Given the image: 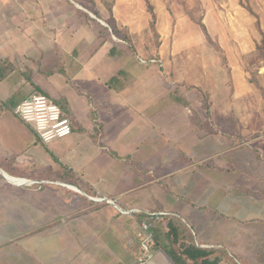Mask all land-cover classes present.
Listing matches in <instances>:
<instances>
[{"label":"crops","instance_id":"obj_1","mask_svg":"<svg viewBox=\"0 0 264 264\" xmlns=\"http://www.w3.org/2000/svg\"><path fill=\"white\" fill-rule=\"evenodd\" d=\"M191 1L195 5L202 1L207 10L214 8L218 1L231 4L233 13L240 10L237 17L243 15L240 19H245V16L253 15L247 7L252 9L255 0H247V4L241 3L242 0H189L193 5ZM259 1L264 4V0ZM148 2L153 7L157 36L150 30L151 47L147 52L149 60L157 58L160 63L141 60L145 68L135 79L138 72L126 65L128 57L123 54L135 48L136 39L141 38L142 12L144 7L148 10ZM83 3L86 6L74 0H0V201L8 203L16 217L23 213L31 216L34 210L43 218L60 219L45 224L39 232L47 231L46 234L57 236L44 248L43 245L40 247L42 251L51 249V264H109V261L111 264H136L140 219L147 213L175 215L189 227L197 248L215 251L211 260L218 258V264H264L252 254H248L243 262L229 250V253L225 251L223 244L206 241L204 233L181 214L193 217L191 207H158L160 195L155 188H161L164 180L173 178L186 165H177L167 173H161L160 165H149L147 161L142 165H112V160L117 158L126 164L142 150L143 143L131 141V138H145L157 132L158 125L151 123L159 120L161 112L166 111L178 119L176 103L187 102L185 98L177 97L176 90L186 86V78L181 79L183 74L197 77L195 71L198 69L191 65L190 54H194L191 50L194 48L189 43L193 38L188 32L174 37L176 25L179 26L184 18L178 19L176 14L169 16V13L161 14L159 18L157 10L164 9L163 1L83 0ZM148 14L151 26L152 15ZM165 24L168 26L163 29ZM113 27L119 31V36L115 35ZM105 28L109 29V34ZM203 30L200 27L198 35L202 49L207 34ZM123 32L127 40L122 38ZM162 32L171 34L178 43L165 45ZM233 32L239 34L236 30ZM262 34L264 40V27ZM213 38L221 44L220 51L231 58V47L226 40L218 33ZM229 40L236 41L237 37L232 35ZM234 53L237 100L246 105L244 98L255 84L248 75L249 65L242 60L251 52L242 48ZM140 80L145 81L144 86L153 84L158 88L161 82L165 83L168 93L162 99H171L170 103L166 102V110H160L158 89L157 97L141 104L137 113L146 121L148 132L137 131L142 124L130 122L133 130L117 141L113 135L115 130L136 113L127 104L129 92L124 93L123 88L120 91L117 87L127 82L132 86ZM98 81L104 83L107 91L98 101L88 105L91 112L88 118L87 111L77 112L82 108L78 93L92 89ZM37 93L47 95L62 106L72 123L73 132L69 137L43 144L32 127L15 116V108ZM206 107L207 118L213 126L209 117L212 102L206 103ZM189 204L196 208L193 201ZM166 222L165 219L159 221L162 241L159 240L156 247L154 242L153 258L148 264H176L162 249ZM106 234L111 237L107 238ZM186 236L181 237L179 247L191 245V236L189 233ZM100 249L112 252L102 256ZM90 251L95 252L91 254ZM13 264L32 263L14 260Z\"/></svg>","mask_w":264,"mask_h":264},{"label":"rangeland","instance_id":"obj_2","mask_svg":"<svg viewBox=\"0 0 264 264\" xmlns=\"http://www.w3.org/2000/svg\"><path fill=\"white\" fill-rule=\"evenodd\" d=\"M74 1L86 6L83 0ZM156 1L164 2V9L157 10L159 18L165 13H169V16L176 14L178 19L184 18L179 26L176 25L177 32L174 37L188 32L193 38L189 45L194 48L191 49L194 54L191 53L190 57L191 65L198 69L195 71L197 77L184 74L181 76V79L186 78V86L177 88L176 94L179 98H185L187 102L176 103V110L179 111L178 119L166 111L161 112L159 120L151 123L152 126L158 125L157 132L154 131L145 138H131V141L138 140L139 143H143L142 150L131 157L126 164L117 158L112 160V165H142L147 161L149 165H160L163 169L161 173L171 172L177 165H186L173 178L162 180L161 188H155L158 191L156 193L160 195L158 207L163 208V205L167 209L170 206L178 207V209L191 207L193 217L188 218L183 212L180 213L198 231L204 233L206 241L223 244L225 251L228 253L230 251L243 262L248 254L256 255V258L263 262L264 60H262V49L264 40L262 31L264 4L255 0L252 8L254 12L251 9L255 18L252 15L240 19L243 15L239 17L237 15H240L241 11L233 13L231 4L227 5L224 2L218 1L216 6L213 5L214 8L207 10L204 6L206 4L202 1L197 5L192 1L193 5L190 4L189 0ZM243 2L247 4V0H242L241 3ZM236 3L238 4V1ZM154 5L157 6L156 3ZM200 8H202L201 12L198 11ZM148 13L149 11L144 7L141 26L143 33L141 36L137 35L141 38L136 39L135 48L123 54V57H128L126 65L138 72L135 74V79L139 78L141 71L145 68L141 60L149 61L150 58L147 50L151 47L148 35L151 34L152 28ZM232 15L234 17H231ZM167 24L163 26V29L168 26ZM198 25L204 29L203 32L207 33L204 49L201 47L203 43L198 38L200 32ZM234 30L239 34L233 32ZM216 33L231 47V58L220 51L221 44L213 38ZM162 34L165 45L176 42L171 38V34L167 35L164 32ZM232 35L237 37L236 41L229 40ZM167 37L169 40L166 41ZM227 45L224 47L228 49ZM90 47H92L91 44ZM242 48L251 52L249 57L242 61L249 65L248 75L255 84V87L251 89L252 92L244 98L246 105L241 103V100H237L239 95L236 91L237 59L234 51ZM244 63L241 64L244 65ZM165 69L167 71V68ZM144 82L140 80L138 84L134 83L132 86L130 82L120 83L122 87H117L120 91L123 88L124 93L129 92L127 104L136 110L131 119L124 120L123 125L115 130V134L113 133L117 141H121L125 133L133 130L130 122L133 125L136 122L141 123L142 126L137 128V131L148 132L146 121L137 116V113L141 109V104H146L148 100L157 97L158 89L161 98L159 99L160 110H166V102L170 103L171 99H162L168 93V86L165 83L161 82L158 88L153 84L144 86ZM127 85H129L128 88H126ZM192 85L196 87L193 88ZM106 91L104 83L99 81L92 89L82 90L81 93L78 91L82 108L77 112L83 114L87 111L89 118L91 112L88 105L98 101ZM72 93L75 92L72 91ZM207 93L210 94V98ZM209 101L212 102V112L210 111L209 117L213 121V126L207 118L208 113L205 109L208 108L206 103L209 105ZM153 103L158 104V101ZM189 174L190 177H187ZM190 200L196 208L189 204ZM150 204L153 206L155 203ZM13 213L8 208V203L0 201V264H13L14 260H21L24 263L31 261L32 264L53 263V257L49 259L51 249L42 251L40 247L43 245L44 248L57 236L53 233L46 234L47 231L39 232L45 224L56 223L60 219L43 218L39 216L38 211L34 210L31 216L23 213V216L16 217ZM162 224L165 227V223ZM105 236L108 238L109 235ZM107 245L111 246L112 243L107 242ZM99 252L104 256L105 253L112 251L100 249Z\"/></svg>","mask_w":264,"mask_h":264},{"label":"built area","instance_id":"obj_3","mask_svg":"<svg viewBox=\"0 0 264 264\" xmlns=\"http://www.w3.org/2000/svg\"><path fill=\"white\" fill-rule=\"evenodd\" d=\"M149 62L157 63L156 60ZM14 114L24 124L32 127L43 144L65 139L73 132L70 119L51 98L44 94L31 95L15 108ZM151 226L146 220L140 223L136 264H148L153 258L155 238Z\"/></svg>","mask_w":264,"mask_h":264},{"label":"trees","instance_id":"obj_4","mask_svg":"<svg viewBox=\"0 0 264 264\" xmlns=\"http://www.w3.org/2000/svg\"><path fill=\"white\" fill-rule=\"evenodd\" d=\"M148 1V0H147ZM148 10L152 15V22H151V28L155 36H157L156 30H155V15L153 12V7L149 4L148 2ZM248 10L251 12V8H248ZM252 13V12H251ZM106 32L109 34V29L105 28ZM113 32L115 35L119 36V31L116 30L113 27ZM124 32L121 33L122 38L127 40V36H124ZM121 38V39H122ZM125 40V41H126ZM127 43V42H126ZM263 51V56L262 58L264 59V48L262 49ZM151 60H156L159 62L157 58H152ZM149 61H147L149 63ZM37 94H42V93H37ZM50 98V97H49ZM56 103V102H55ZM57 104V103H56ZM60 108L62 107L61 105L57 104ZM62 109V108H61ZM63 111V110H62ZM64 113V112H63ZM66 117H68L67 114L64 113ZM72 125V123H71ZM73 129V128H72ZM136 215H139L137 213H134ZM133 214V215H134ZM162 219H165L166 222V232L164 234L165 240H163V246L162 249L167 253V255L176 263V264H188V261H192L193 264H218V258H215L211 260L212 254L215 252L212 249H201L197 248L194 244V240L192 239L191 232L187 228V226L181 222L175 215H154L153 213H147V214H142V218L140 221H147L151 223V231L154 234V240H155V247L158 246V242L161 238V228H159L158 224L159 221ZM187 233L191 236V245L189 247H179L178 244L180 242L181 237H187ZM162 241V240H160Z\"/></svg>","mask_w":264,"mask_h":264},{"label":"water","instance_id":"obj_5","mask_svg":"<svg viewBox=\"0 0 264 264\" xmlns=\"http://www.w3.org/2000/svg\"><path fill=\"white\" fill-rule=\"evenodd\" d=\"M7 179H9L7 176H6ZM10 180V179H9Z\"/></svg>","mask_w":264,"mask_h":264}]
</instances>
